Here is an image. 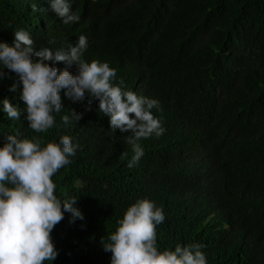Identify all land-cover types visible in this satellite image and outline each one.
I'll return each mask as SVG.
<instances>
[{
	"label": "trees",
	"instance_id": "trees-1",
	"mask_svg": "<svg viewBox=\"0 0 264 264\" xmlns=\"http://www.w3.org/2000/svg\"><path fill=\"white\" fill-rule=\"evenodd\" d=\"M69 2L76 23L64 24L52 0H0V42L24 30L37 50L56 51L86 36L83 59L107 62L125 90L157 100L152 111L166 131L139 141L144 154L130 168L131 133L113 134L98 100L86 111L87 98L73 103L62 91L55 125L37 133L24 119L22 88L10 91L15 73L4 70L0 147L17 131L42 147L64 135L79 145L52 179L59 198H78L84 218L65 213L51 234L58 256L45 264H111L101 238L142 199L165 213L158 250L198 243L207 264H264V0ZM69 70L78 73L75 63ZM5 99L20 119H9ZM73 108L83 118L65 126Z\"/></svg>",
	"mask_w": 264,
	"mask_h": 264
},
{
	"label": "clouds",
	"instance_id": "clouds-1",
	"mask_svg": "<svg viewBox=\"0 0 264 264\" xmlns=\"http://www.w3.org/2000/svg\"><path fill=\"white\" fill-rule=\"evenodd\" d=\"M51 7L64 24L80 19L69 0H52ZM31 8L39 10L35 3ZM14 36L11 45L0 42V78L5 77V69L15 73L17 80L10 91L22 88L19 99L25 105L24 119L33 131L43 133L55 125L54 113L64 107L63 91L73 103L87 98L86 111H91L98 100L99 109L110 117L112 133L117 129L131 133L126 136L133 152L130 168L144 154L139 141L165 133L162 121L152 111L159 108L157 100L125 90L122 80L115 82L117 70L107 62L89 63L83 59L88 47L86 36L80 35L75 46L56 51L37 50L27 31H16ZM49 62L64 63L66 67L61 70ZM74 63L77 74L69 70ZM3 111L11 120L21 117V111L7 99L3 101ZM83 115L73 108L71 116L62 117L63 124L67 126L72 120L79 123ZM42 143L38 136L21 138L17 131L16 135H8L0 147V264H45L56 260L58 251L51 235L55 226L66 212L72 214L73 222L84 218L74 207L78 198H59L52 179L72 163L70 157L75 156L79 145L69 135L62 136L59 143L43 147ZM164 220L163 208L155 202L142 199L132 204L118 221L116 231L107 240L101 238L104 250L112 254L111 264H207L198 243L158 250L156 228Z\"/></svg>",
	"mask_w": 264,
	"mask_h": 264
}]
</instances>
